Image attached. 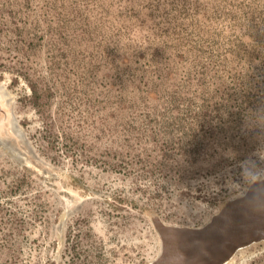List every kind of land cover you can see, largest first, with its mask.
<instances>
[{"label":"rangeland","instance_id":"1","mask_svg":"<svg viewBox=\"0 0 264 264\" xmlns=\"http://www.w3.org/2000/svg\"><path fill=\"white\" fill-rule=\"evenodd\" d=\"M0 84V264H150L264 178V0H0Z\"/></svg>","mask_w":264,"mask_h":264},{"label":"water","instance_id":"2","mask_svg":"<svg viewBox=\"0 0 264 264\" xmlns=\"http://www.w3.org/2000/svg\"><path fill=\"white\" fill-rule=\"evenodd\" d=\"M14 118L12 103L0 94V143L17 145L42 162L26 135L21 138L14 129ZM153 221L161 252L150 264H228L239 251L264 241V178L254 181L244 195L229 200L202 227L167 225L158 217Z\"/></svg>","mask_w":264,"mask_h":264},{"label":"bare ground","instance_id":"3","mask_svg":"<svg viewBox=\"0 0 264 264\" xmlns=\"http://www.w3.org/2000/svg\"><path fill=\"white\" fill-rule=\"evenodd\" d=\"M3 92H4V88L0 84V94H1L2 97H3ZM13 127L16 130V132L19 134V136H21V134H20L22 132L21 128L15 121H14Z\"/></svg>","mask_w":264,"mask_h":264},{"label":"clouds","instance_id":"4","mask_svg":"<svg viewBox=\"0 0 264 264\" xmlns=\"http://www.w3.org/2000/svg\"><path fill=\"white\" fill-rule=\"evenodd\" d=\"M255 209H259V207H254Z\"/></svg>","mask_w":264,"mask_h":264}]
</instances>
